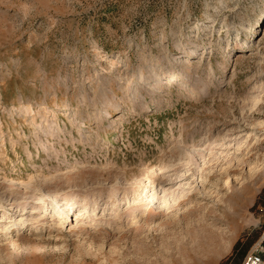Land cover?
<instances>
[{
	"label": "rangeland",
	"instance_id": "1",
	"mask_svg": "<svg viewBox=\"0 0 264 264\" xmlns=\"http://www.w3.org/2000/svg\"><path fill=\"white\" fill-rule=\"evenodd\" d=\"M263 230L264 0H0V264H223Z\"/></svg>",
	"mask_w": 264,
	"mask_h": 264
},
{
	"label": "built area",
	"instance_id": "2",
	"mask_svg": "<svg viewBox=\"0 0 264 264\" xmlns=\"http://www.w3.org/2000/svg\"><path fill=\"white\" fill-rule=\"evenodd\" d=\"M264 230L258 241L253 245L251 251L245 255L240 264H264Z\"/></svg>",
	"mask_w": 264,
	"mask_h": 264
},
{
	"label": "trees",
	"instance_id": "3",
	"mask_svg": "<svg viewBox=\"0 0 264 264\" xmlns=\"http://www.w3.org/2000/svg\"><path fill=\"white\" fill-rule=\"evenodd\" d=\"M257 205L258 202H256L255 206ZM250 246L251 242L243 243L242 238L238 239L233 245L230 255L225 259L223 264H230L232 262H234L233 264H240Z\"/></svg>",
	"mask_w": 264,
	"mask_h": 264
},
{
	"label": "bare ground",
	"instance_id": "4",
	"mask_svg": "<svg viewBox=\"0 0 264 264\" xmlns=\"http://www.w3.org/2000/svg\"><path fill=\"white\" fill-rule=\"evenodd\" d=\"M180 87L181 88H183V86L182 85H180ZM218 234V233H217ZM220 238V237H219ZM231 241H232V237L231 236H225V238L223 239V243L221 244V248L223 249V250H227V249H229L230 248V245H231ZM207 244L210 246V243L209 242H207ZM218 246V245H217Z\"/></svg>",
	"mask_w": 264,
	"mask_h": 264
},
{
	"label": "crops",
	"instance_id": "5",
	"mask_svg": "<svg viewBox=\"0 0 264 264\" xmlns=\"http://www.w3.org/2000/svg\"><path fill=\"white\" fill-rule=\"evenodd\" d=\"M262 258H263V260H264V254L262 255Z\"/></svg>",
	"mask_w": 264,
	"mask_h": 264
}]
</instances>
